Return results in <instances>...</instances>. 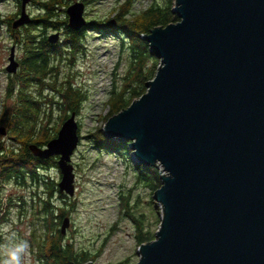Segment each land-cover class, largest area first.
<instances>
[{
    "label": "water",
    "instance_id": "95a60500",
    "mask_svg": "<svg viewBox=\"0 0 264 264\" xmlns=\"http://www.w3.org/2000/svg\"><path fill=\"white\" fill-rule=\"evenodd\" d=\"M29 1L15 28L30 21ZM66 11L70 27L86 24L83 1ZM172 11L179 21L144 37L160 59L147 91L103 126L108 139L128 142L137 167L164 172L153 193L161 223L136 264H264V0H174ZM18 67L13 46L6 71ZM75 118L45 147L30 146L58 157V189L70 197Z\"/></svg>",
    "mask_w": 264,
    "mask_h": 264
},
{
    "label": "trees",
    "instance_id": "16d2710c",
    "mask_svg": "<svg viewBox=\"0 0 264 264\" xmlns=\"http://www.w3.org/2000/svg\"><path fill=\"white\" fill-rule=\"evenodd\" d=\"M16 1V14L0 13V27L3 25L10 31L13 42L24 52L17 72L10 73L15 79L11 76L6 88L7 96L14 98V102L4 106L0 115V124L6 125V133H0L1 139L5 138L0 141V186L15 184L26 191L18 197L16 204L18 216L32 218L29 242L34 247L38 264H84L91 260L89 254L69 242L61 229L72 203L67 200L70 196L59 192L58 179L50 172L54 167L58 168V157L40 158L34 155L30 146L42 147L56 137L63 122L73 112L78 114L82 101L87 99L84 87L72 83L70 73L64 77L61 67L67 62L72 65L76 54L84 53L87 32L114 35L120 48L124 47L128 52L126 73L120 84H113L109 92L107 105L110 110L104 117L107 121L143 95L147 91L146 83L158 70L160 60L150 52L145 35L156 26L179 21V17L172 11L174 0H153L138 11L134 10L130 0H124L114 7L113 18L104 19L105 22L85 18L86 24L74 29L69 26L67 8L76 1L89 3L90 0H32L38 14L32 21L15 28L13 24L22 11V0ZM55 33H59V39L52 42L50 36ZM54 109L63 113L58 122L52 121L50 110ZM98 133L97 144L109 153L116 152L114 142L117 141L107 137L101 141L100 135H105L102 131ZM125 145L128 149V143ZM146 171L141 172L140 178L151 183V176H147ZM157 173L153 178L157 184H151L154 190L161 186ZM157 221L160 224L161 220ZM136 224L139 245L155 238L153 231L144 234L139 220ZM1 235L0 232V264H4ZM120 264H127V260Z\"/></svg>",
    "mask_w": 264,
    "mask_h": 264
},
{
    "label": "rangeland",
    "instance_id": "374dc122",
    "mask_svg": "<svg viewBox=\"0 0 264 264\" xmlns=\"http://www.w3.org/2000/svg\"><path fill=\"white\" fill-rule=\"evenodd\" d=\"M121 1L124 0H90L86 3L84 17L111 19L114 7ZM152 1L130 0V4L138 11ZM17 10L16 0L0 1L1 14L11 16L16 14ZM32 10L36 12L37 8ZM84 38V53H77L72 65L67 62L61 66L63 76L70 73L72 83L81 84L87 92V99L82 101L79 113H75L80 136L79 145L72 155L76 191L73 196L67 198L72 206L67 213L70 224L64 235L76 248L86 251L94 264H120L126 260L127 264H136L140 259L136 221L141 222L144 234L149 231L156 232L160 225L157 220H161V207L153 198L155 190L151 184H157L153 178L157 172L161 176L163 169L159 165L137 167L132 159L131 149H127L125 145L128 142H114L116 152L112 153L97 144L96 134L103 132L106 122L104 117L110 110L107 105L109 92L113 84H120L126 73L128 52L124 47L120 48L116 36L111 34L90 31ZM12 46H15V58L19 61L24 52L13 42L10 31L2 25L0 115L4 106H11L14 102V98L6 94L8 79L11 76L14 78V75L6 71ZM50 111L53 122H58L63 116L58 109ZM0 128H6V125L0 124ZM105 138L100 135L99 139L104 141ZM3 139L5 138L0 137V141ZM119 143L123 144L117 145ZM144 170H147V176H151V183L140 178ZM50 172L58 181L61 179L57 167ZM25 194V189L15 184L0 186L1 252L6 259L8 250L14 244L27 241L29 248L23 257V264H38V258L33 252L34 247L29 242L33 227L30 224L32 218L18 216V197ZM20 218L22 222L19 221Z\"/></svg>",
    "mask_w": 264,
    "mask_h": 264
},
{
    "label": "clouds",
    "instance_id": "9594fccd",
    "mask_svg": "<svg viewBox=\"0 0 264 264\" xmlns=\"http://www.w3.org/2000/svg\"><path fill=\"white\" fill-rule=\"evenodd\" d=\"M29 245L27 241L14 244L7 252V258L4 264H23V257L28 251Z\"/></svg>",
    "mask_w": 264,
    "mask_h": 264
},
{
    "label": "flooded vegetation",
    "instance_id": "af4514ba",
    "mask_svg": "<svg viewBox=\"0 0 264 264\" xmlns=\"http://www.w3.org/2000/svg\"><path fill=\"white\" fill-rule=\"evenodd\" d=\"M22 2V1H21ZM33 3V4H32ZM35 2H33L32 0H30L28 3H27V5H26V12L29 14V16H30V20L32 21V19L34 18V16L35 15H37L38 14V10L36 11V12H33V10H32V8H34V7H36L35 6ZM84 4H85V12H84V15H85V13H86V3L84 2ZM19 17V15L16 17V18H18ZM15 18V19H16ZM87 19V18H86ZM62 34V33H61ZM17 60V59H16ZM18 61V60H17ZM19 62V61H18ZM20 63V62H19ZM47 145V144H46ZM46 145H44V146H42V147H45Z\"/></svg>",
    "mask_w": 264,
    "mask_h": 264
}]
</instances>
